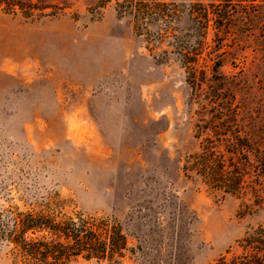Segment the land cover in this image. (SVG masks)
Returning <instances> with one entry per match:
<instances>
[{
	"label": "rangeland",
	"instance_id": "obj_1",
	"mask_svg": "<svg viewBox=\"0 0 264 264\" xmlns=\"http://www.w3.org/2000/svg\"><path fill=\"white\" fill-rule=\"evenodd\" d=\"M34 1L48 6L34 17L0 8V206L60 193L113 216L128 234L125 264L232 261L264 227V0H160L182 10L163 43L157 24L137 34L116 0ZM182 44L200 45L198 91ZM212 84L233 96L251 144L235 194L183 170L201 115L213 118ZM0 264H14L4 245Z\"/></svg>",
	"mask_w": 264,
	"mask_h": 264
},
{
	"label": "trees",
	"instance_id": "obj_2",
	"mask_svg": "<svg viewBox=\"0 0 264 264\" xmlns=\"http://www.w3.org/2000/svg\"><path fill=\"white\" fill-rule=\"evenodd\" d=\"M108 1L100 0L103 6ZM180 6L160 0H116L118 15L130 14L137 34H151L154 24L160 26L161 43L171 37L169 29L182 11ZM46 7L34 0H0L2 10L27 17L43 13ZM202 19L209 21L208 12ZM150 41L156 45L157 40ZM200 49V45L179 47L180 62L196 91L202 88L208 75L199 64ZM218 78L212 74L209 79L216 83ZM211 88L208 103L213 108V118L201 115L197 124L200 146L187 155L183 170L210 188L235 194L246 184L251 144L236 123L233 96L227 90L224 92V86L212 84ZM258 196L264 198V191L260 190ZM23 199L22 205L9 202L0 206V245L11 252L14 264H69L79 257L105 264H125L128 234L117 218L71 207L69 199L60 193ZM239 244L242 251L232 261L223 255L216 264H264L263 226L248 230Z\"/></svg>",
	"mask_w": 264,
	"mask_h": 264
}]
</instances>
